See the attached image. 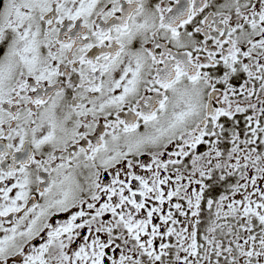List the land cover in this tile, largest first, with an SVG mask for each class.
Listing matches in <instances>:
<instances>
[{
    "label": "flooded vegetation",
    "instance_id": "af4514ba",
    "mask_svg": "<svg viewBox=\"0 0 264 264\" xmlns=\"http://www.w3.org/2000/svg\"><path fill=\"white\" fill-rule=\"evenodd\" d=\"M262 142L264 0H0V264H264Z\"/></svg>",
    "mask_w": 264,
    "mask_h": 264
},
{
    "label": "rangeland",
    "instance_id": "374dc122",
    "mask_svg": "<svg viewBox=\"0 0 264 264\" xmlns=\"http://www.w3.org/2000/svg\"><path fill=\"white\" fill-rule=\"evenodd\" d=\"M234 145L236 146V145H239V144H237L236 142H234ZM250 150H251V148H250ZM264 150V142H262V151Z\"/></svg>",
    "mask_w": 264,
    "mask_h": 264
}]
</instances>
